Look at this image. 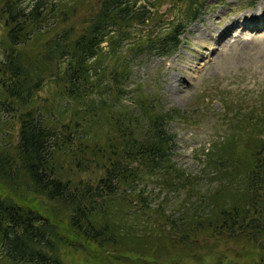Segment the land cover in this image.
I'll return each mask as SVG.
<instances>
[{"label":"trees","instance_id":"16d2710c","mask_svg":"<svg viewBox=\"0 0 264 264\" xmlns=\"http://www.w3.org/2000/svg\"><path fill=\"white\" fill-rule=\"evenodd\" d=\"M23 1L0 0V114L19 123L15 135L0 119V264H75L80 252L91 264H264V95L242 104L245 115L227 107L232 131L201 151L217 184L191 188L188 210L181 202L180 215H166L164 206L153 208L150 187L180 193L206 173L189 175L173 160L168 122L195 121L176 107L162 111L163 100L144 84L130 104L122 101L136 57L171 55L183 22L135 39L133 23L162 24L141 0H101L81 30L66 0ZM188 1L192 22L205 0ZM126 45L130 56L121 54ZM237 131L248 138L236 140ZM194 192H203L198 201ZM239 236L249 255L224 251ZM94 243L104 253H90ZM184 250L195 262L182 260Z\"/></svg>","mask_w":264,"mask_h":264},{"label":"rangeland","instance_id":"374dc122","mask_svg":"<svg viewBox=\"0 0 264 264\" xmlns=\"http://www.w3.org/2000/svg\"><path fill=\"white\" fill-rule=\"evenodd\" d=\"M42 1L50 5L60 0H24L23 5L27 7L36 2L40 4ZM172 1L177 3L174 10H172ZM66 2L68 11L71 12L68 14V19L71 23H76L77 28L81 30L87 26L86 21L97 12L101 0H66ZM140 4H146L152 15L158 18V21H162V24L157 25L151 20L141 25L133 23L130 33L135 39L144 38L149 30L155 32L164 28L165 31L178 22H183L185 25V33L181 37L182 44L174 55L160 57L157 54L142 53L136 57L131 79L126 86L129 92L122 101L123 104L124 102L129 103L135 85L144 84L147 89L150 88L161 97L162 111L176 107L184 110L187 118L195 121L194 124L173 122L169 128L177 136L173 160L178 166L188 171L189 175H200L201 170L206 169L202 183L196 181L180 193L167 190L160 192L157 186L150 187L155 195L153 208L164 206L166 215L171 211L180 215L178 211L181 213L184 211L180 207L181 202H184L185 210L189 208L184 199H192V195L188 194L191 188L200 190L201 188L197 187L202 186L208 189L217 184L213 180L216 173L213 168L206 167L207 157L204 154L201 155V151L206 150L205 147L208 148L213 139L216 140L232 131L228 123L234 115L232 111L227 110V107L231 110L235 108L233 111L242 110V114L245 115L247 113L243 107L246 105L242 104H252L264 95V0H208L202 15L193 23H187L185 18V12L189 9L188 0H141L138 5ZM248 4L254 5L249 6ZM146 5L145 8H147ZM60 9H65V7L61 6ZM52 20H55V16H52ZM245 20L249 21L253 27L251 30L246 27V33L240 34L241 26L239 25L240 23L245 25ZM68 23L62 22L63 25ZM4 33V27L0 25V41L4 38ZM103 47L104 51L108 50L107 43H104ZM128 48L129 45L122 48L121 54L130 56ZM1 54L0 44V56ZM40 94L52 96L51 92ZM59 109L63 110V106ZM0 117L9 123V126H3L4 132L11 129L16 135L19 123L14 124L11 116L6 112L1 113ZM237 133L236 140L248 138L245 131H237ZM66 169L71 171L72 167L67 166ZM80 177L94 180L97 174L82 173ZM194 193L193 200L198 201V196L203 192H198L199 195ZM220 200L219 196L217 201ZM198 206L197 204L196 208H199ZM161 224L164 225V223ZM237 238L230 244L224 243V251L229 254L238 252L249 255L251 249H249L247 240L242 236ZM134 249L136 250L135 247ZM89 251L95 255L98 252L104 253L95 243L89 245ZM197 252L203 254L205 260L213 258V255H208L206 249H198ZM129 253L134 254V251ZM187 253L190 251H183L182 260L195 262L190 260ZM73 257L75 264H91L90 260L93 256L86 257L80 252V254H74ZM69 259L71 260L70 256ZM196 259L200 261L198 257ZM97 261L102 260L99 258ZM250 264L254 262L251 260Z\"/></svg>","mask_w":264,"mask_h":264},{"label":"bare ground","instance_id":"6f19581e","mask_svg":"<svg viewBox=\"0 0 264 264\" xmlns=\"http://www.w3.org/2000/svg\"><path fill=\"white\" fill-rule=\"evenodd\" d=\"M249 22V21H248ZM201 39V38H200ZM199 40V39H198Z\"/></svg>","mask_w":264,"mask_h":264}]
</instances>
